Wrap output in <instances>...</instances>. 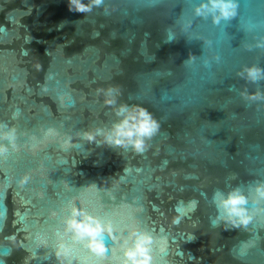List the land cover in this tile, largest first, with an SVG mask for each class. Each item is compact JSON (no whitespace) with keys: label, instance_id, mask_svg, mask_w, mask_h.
Masks as SVG:
<instances>
[{"label":"water","instance_id":"obj_1","mask_svg":"<svg viewBox=\"0 0 264 264\" xmlns=\"http://www.w3.org/2000/svg\"><path fill=\"white\" fill-rule=\"evenodd\" d=\"M54 2L77 35L84 33L82 25L102 40L100 49L80 54L83 60L56 54L58 62L36 89L27 87L24 71L8 59L13 52H0V123L18 131L17 149L0 157V264H57L53 248L61 210L71 203L111 221L116 237L106 239L109 251L102 258L65 236L73 264H117L133 227L154 237V264H191L195 253L185 254L180 245L195 246L197 253V244L209 241L213 254L204 264H222L217 255L231 264H264V213L247 229L226 231L213 222L211 200L217 189L238 184L248 192L264 180V108L235 91L256 87L236 76L242 65L264 67V53L241 46L250 40L242 21L255 11L242 0L239 16L223 29L200 20L190 29L212 41L221 57L207 69L199 61L184 64L190 54L203 55V40L184 33L163 39L165 28L187 15L193 0H105L107 12L88 14L69 11L67 0ZM5 34L1 28L0 42ZM112 86H119L121 101L141 104L160 120L159 133L142 153L77 135L112 122L100 92ZM259 86L264 89V82ZM48 129L58 135L47 136ZM167 203L176 230L160 216Z\"/></svg>","mask_w":264,"mask_h":264},{"label":"clouds","instance_id":"obj_2","mask_svg":"<svg viewBox=\"0 0 264 264\" xmlns=\"http://www.w3.org/2000/svg\"><path fill=\"white\" fill-rule=\"evenodd\" d=\"M69 11L88 14L95 9L103 8L105 0H67ZM246 7L255 11L254 16L246 17L241 24V30L250 36V40L242 42L245 51L264 53V0H245ZM242 0H193L190 11L174 25L164 30V42H171L180 33L188 34L204 41V53L200 57L189 55L184 62L186 67H192L199 61L204 68L211 69L219 64L221 57L213 50L212 41L190 32L198 20L206 21L213 26L222 28L240 14ZM236 76L246 82V85L256 86L249 90L247 86L235 89L246 103L264 108V89L259 86L264 82V67L258 63L244 64ZM103 103L113 112V120L107 126H97L85 129L77 135L84 141L95 142L118 149L132 150L142 153L149 148L151 141L160 131L161 123L148 108L138 103L121 101L119 86L101 89ZM47 136H56L54 129H48ZM18 131L9 124L0 123V157L17 149ZM66 147L67 144L62 145ZM28 177H21L20 183H25ZM236 180V175L232 174ZM212 204L215 208L214 223L222 225L224 230L247 229L258 213H264V180H257L245 192L238 184L217 189L213 192ZM62 229L56 233V243L53 255L57 264H73L69 258L70 246L64 237L74 244H80L92 254L105 257L109 249L106 239L116 240L111 221L90 214L84 207L71 203L62 210ZM55 215V213L53 214ZM46 245V241L44 242ZM152 234L139 227H133L127 232L121 245V257L117 264H154Z\"/></svg>","mask_w":264,"mask_h":264},{"label":"flooded vegetation","instance_id":"obj_3","mask_svg":"<svg viewBox=\"0 0 264 264\" xmlns=\"http://www.w3.org/2000/svg\"><path fill=\"white\" fill-rule=\"evenodd\" d=\"M1 28H4L6 34L4 40L0 42V52H13L8 59L15 60L16 68L22 69L25 73L27 87L34 89L42 82L44 74L52 66V63L58 62L56 54L62 53L65 57H83L80 54L88 47L95 46L100 49L98 41L102 40V38L98 40L91 38L90 31L82 25L84 33L77 35L75 27L68 24L66 17H63L56 8L54 0H0ZM45 48H48V53H45ZM100 57L102 59V52ZM83 59L84 57L81 58V60ZM43 98H36V100ZM45 103H48L54 114H57V106L55 107L49 100ZM134 159L132 162L137 164V157ZM151 159L154 162L155 159L153 157ZM167 206L170 207V204L167 203L160 209L163 214L160 216L164 219L166 227L176 230L172 221L170 223L167 218L173 214L172 211L166 212ZM156 218L160 219L158 216ZM211 243L210 241L205 242L203 246L197 244L199 249L197 253L195 246L187 244L180 245V247L185 254L191 251L195 253V260L191 264H204L213 254L208 250ZM215 254L217 255V253ZM221 256L217 255L215 260L223 261L222 264H231L229 260H222ZM187 264L190 263L187 261Z\"/></svg>","mask_w":264,"mask_h":264}]
</instances>
